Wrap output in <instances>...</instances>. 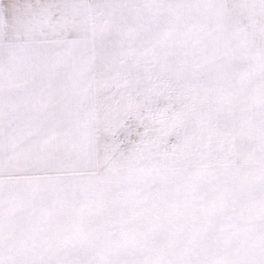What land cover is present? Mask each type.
<instances>
[{
  "label": "snow or ice",
  "instance_id": "obj_1",
  "mask_svg": "<svg viewBox=\"0 0 264 264\" xmlns=\"http://www.w3.org/2000/svg\"><path fill=\"white\" fill-rule=\"evenodd\" d=\"M0 264H264V0H0Z\"/></svg>",
  "mask_w": 264,
  "mask_h": 264
}]
</instances>
